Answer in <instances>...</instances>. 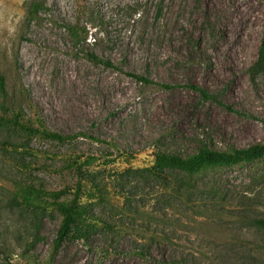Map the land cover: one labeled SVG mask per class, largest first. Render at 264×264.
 I'll use <instances>...</instances> for the list:
<instances>
[{"label":"rangeland","instance_id":"1","mask_svg":"<svg viewBox=\"0 0 264 264\" xmlns=\"http://www.w3.org/2000/svg\"><path fill=\"white\" fill-rule=\"evenodd\" d=\"M33 1L0 0L8 90L0 110L23 103L27 119L72 138L0 123V264H264V230L254 222L264 217V158L192 176L149 172L158 153L264 142V73L253 70L264 0H39L44 9L29 19ZM69 26L86 38L76 42ZM191 83L236 111L203 100ZM90 155L99 157L85 167L96 197L84 202L103 223L51 262L62 217H44L31 248L33 212L15 191L21 183L72 190L76 162Z\"/></svg>","mask_w":264,"mask_h":264},{"label":"trees","instance_id":"2","mask_svg":"<svg viewBox=\"0 0 264 264\" xmlns=\"http://www.w3.org/2000/svg\"><path fill=\"white\" fill-rule=\"evenodd\" d=\"M44 2L39 0L33 1L27 11L29 19H37L40 16L42 9H44ZM71 36L76 42H81L83 34L75 26H69ZM91 59L96 62H102L107 66L113 64L92 54ZM264 73V36L260 47L259 58L254 65L253 70ZM141 81L152 83L149 77L132 74ZM188 87L196 91L203 100H212L213 102L226 107L230 111L234 110L233 106L223 102L221 97L209 89H206L198 84L191 83ZM0 92L4 98H8V90L6 78L0 75ZM24 96V97H23ZM28 91L21 90V98H27ZM8 108V109H7ZM238 112V111H237ZM0 123L11 125L12 127L25 131L34 136H41L49 139L58 140L61 142L68 141L72 138L71 135L62 134L48 129L44 121L36 118V122L27 119L23 108V103H16L11 107H2L0 110ZM264 158V142H259L250 145L246 148H230L218 149L208 144L200 146L199 150L194 154L182 155L178 153H158L155 156L153 166L149 172L152 176L158 178H167L170 172H176L180 176H192L202 170L215 168L220 166L237 165L244 162H253ZM98 156L90 155L82 163L76 162V170L78 174V182L72 190L63 192L47 191L42 185L36 184H20L15 191L14 200L24 205L31 207L33 212V224L36 228L31 248H34L41 236V224L46 216H52L57 212L62 217L57 235L53 240L50 252V260L54 262L59 251L64 244L71 239H88L100 227L103 221L98 220L90 205L84 202V199L96 197L94 190L90 188L93 186V179H88L85 167L91 166L97 162ZM98 188V186H96ZM72 193V198L62 199L66 193ZM254 222L257 226L264 230V217L255 218ZM110 227V225H108ZM142 256L148 257L146 253H141ZM36 260L29 261L28 264H36Z\"/></svg>","mask_w":264,"mask_h":264}]
</instances>
